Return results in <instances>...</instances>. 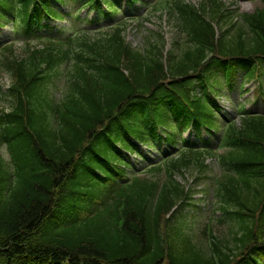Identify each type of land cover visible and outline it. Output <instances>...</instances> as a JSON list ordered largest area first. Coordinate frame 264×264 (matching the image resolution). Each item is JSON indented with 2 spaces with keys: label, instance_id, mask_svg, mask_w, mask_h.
<instances>
[{
  "label": "trees",
  "instance_id": "obj_1",
  "mask_svg": "<svg viewBox=\"0 0 264 264\" xmlns=\"http://www.w3.org/2000/svg\"><path fill=\"white\" fill-rule=\"evenodd\" d=\"M16 2L20 13L29 6V0ZM262 3L238 25H231L232 15L221 13L216 3L202 5L199 12L182 6L178 12L188 26L189 45L169 63L170 93L179 95L188 73L215 50L220 56L263 52ZM206 17L232 29L218 37L216 46ZM80 41V52L75 41L59 52V61L74 54L76 59L60 103L44 94L43 73L37 68L54 61L49 52L33 63L17 61L11 51L1 57L0 73L8 74L10 83L0 94V144L9 147L14 179L0 158V264H161L167 258L169 264H229L254 240L253 217L264 197V180L246 176L250 162L264 154L259 145H264V124L252 127L255 120H248L240 130L242 137L259 144L247 148L250 160L242 169L243 184L234 178L225 188L229 200L225 202L231 208L225 214L238 230L230 227L228 235L217 238L215 250L194 244L178 225L165 224V215L181 194L171 183L160 196L135 182L91 211L92 199L84 197L92 189L85 165L98 156L94 152L108 153L105 142L113 133L121 134L120 123L140 108L138 104L146 103L144 96L167 92L160 85L165 76L153 43L144 56L126 49L116 33L107 40ZM95 140L103 143L92 145ZM84 207L85 216L73 218L76 208Z\"/></svg>",
  "mask_w": 264,
  "mask_h": 264
},
{
  "label": "rangeland",
  "instance_id": "obj_2",
  "mask_svg": "<svg viewBox=\"0 0 264 264\" xmlns=\"http://www.w3.org/2000/svg\"><path fill=\"white\" fill-rule=\"evenodd\" d=\"M188 1L193 3L194 5H199V4L202 3L203 0H188ZM221 1H224L226 4L232 5L233 9L240 8V10L243 11V12H253L254 11V6H255L254 4H249V3H246V2H242V3L239 4L237 2L234 3L232 0H221ZM238 2H241V1L238 0ZM146 27L147 28H151V25L150 24H146ZM128 39L132 41L134 39V37H132V38L129 37Z\"/></svg>",
  "mask_w": 264,
  "mask_h": 264
}]
</instances>
